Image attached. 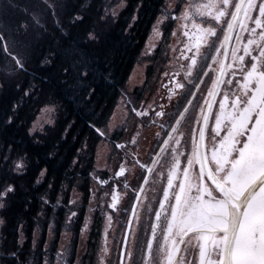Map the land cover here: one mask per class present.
Returning a JSON list of instances; mask_svg holds the SVG:
<instances>
[{"label": "flooded vegetation", "instance_id": "obj_1", "mask_svg": "<svg viewBox=\"0 0 264 264\" xmlns=\"http://www.w3.org/2000/svg\"><path fill=\"white\" fill-rule=\"evenodd\" d=\"M160 1L154 16L162 13L167 3L174 2V8L180 3V0ZM243 1L189 0L185 7L190 20L183 14L174 21L177 25H162L167 27L165 32L175 30V34H185V41L159 44L156 52H152L158 59L144 61L147 74L138 80L134 79L133 65L125 87L118 91V98L110 108L111 115L118 113V126L111 136L101 129L107 119L102 120L101 128L90 125L100 142L106 144L103 147L105 152L107 149L108 161L93 167L87 175L81 172L80 186L72 184L73 187L57 190L50 185L33 188L35 204L43 205L33 206L24 222L26 228L23 223L9 226L0 217L4 221L0 226L3 233H0V264H120L127 232L130 239L136 218L144 214L142 221L148 222L150 207L161 200L164 201L159 204L161 214L170 213V207L173 214L183 182L189 180L188 176L193 179L191 172L198 169L199 163L205 172L202 129L212 97L205 126L207 159L214 176L232 195L241 190L256 166L238 169L228 163L230 134L244 116L240 106L245 97L241 78L247 80L244 61L251 57L264 64V0H246L217 89L216 82ZM122 13L113 11L112 17ZM152 24L153 21L147 33ZM205 25L209 26L207 32ZM258 79L252 95L264 103V76ZM123 98H127L126 102ZM121 113L126 117L120 122ZM135 129L139 130L137 136L133 134ZM260 167L264 170V162ZM155 170L164 184L158 193L151 180ZM175 170L178 182L173 187L170 172ZM41 173L47 176L48 171ZM86 178L89 185L82 186ZM2 191L5 194L0 201L6 202L10 191L7 188ZM222 204H228L224 197ZM89 205L91 214H86ZM167 237L165 231V240Z\"/></svg>", "mask_w": 264, "mask_h": 264}, {"label": "trees", "instance_id": "obj_2", "mask_svg": "<svg viewBox=\"0 0 264 264\" xmlns=\"http://www.w3.org/2000/svg\"><path fill=\"white\" fill-rule=\"evenodd\" d=\"M17 1L22 10L6 14L0 0L1 19L10 26L0 20V193L13 189L0 201L6 205L0 216L26 228L33 206L43 205L35 204L33 188L57 190L81 178L74 151L98 139L90 125L111 115L161 1L120 0L127 9L115 24L108 1ZM47 105L56 108L55 125L33 132Z\"/></svg>", "mask_w": 264, "mask_h": 264}, {"label": "rangeland", "instance_id": "obj_3", "mask_svg": "<svg viewBox=\"0 0 264 264\" xmlns=\"http://www.w3.org/2000/svg\"><path fill=\"white\" fill-rule=\"evenodd\" d=\"M103 1H108L110 3L108 9L110 7L114 8V11L127 9V2H123L125 5H120L117 4L120 2V0ZM18 2L19 1L17 0H2L4 7H1V11L8 14L7 11L10 8L22 10V3ZM174 5V2L167 3L166 6H164V11L158 14L156 18L151 20L153 21V28L150 29L149 33H147L146 37L144 38V42L142 43V47L140 49V58L137 59L133 64L135 65V69L133 71L135 80H138L140 76H145L147 74V67H145V63L148 61H146V59H158L155 54L152 55V52H156L157 48H159V44L161 45L164 42L167 44H176L185 41V34L179 35L175 34V30L174 32H165L164 30L165 28L167 30L166 25L174 23V21L171 19L164 20L165 16H171V9L174 8ZM182 6L184 7H181L178 18H182V15L184 14L183 9L185 8V5ZM119 16L120 15H116L115 20H111V22L114 24L117 23ZM2 17H4L3 13L0 14L2 25H7L8 23L2 21ZM105 17L102 16L101 19L104 21ZM190 18L191 16H189V20ZM162 20L165 22L161 23L160 21ZM165 23L166 25L163 27L162 25ZM192 23L194 22L192 21ZM192 23L188 22L190 25ZM174 25H177V23H174ZM205 26L207 32L209 26ZM156 29L162 31L163 35H159ZM177 32H179V30H177ZM207 37L208 35L206 34L204 40L205 42ZM5 45V49L10 52V54L14 53L8 46L7 42H5ZM16 46H21L20 41L16 42ZM22 48L27 49L25 45H23ZM168 48L169 46H167L165 50L168 51ZM14 62L17 63V61ZM126 100L127 98H123V102H126ZM47 107L54 108L55 113L57 112L53 105H47ZM125 117L121 113L119 121H123ZM49 118V111L47 109H42L40 115L36 119L33 132H40L41 129H44L47 125L45 122ZM100 118L101 117H99L97 120V125L99 127L101 124H103V121ZM94 125L96 124L94 123ZM117 126L118 113H115L110 115L106 120V124L100 128L106 135L111 136V133H113L112 131L117 129ZM138 133L139 130L135 129L133 134L134 136H137ZM93 144L94 145L88 146L86 141L84 146H82L83 148L80 146L74 151L75 156L73 158V164L76 166L75 168L77 170L82 167V171L86 172V175L87 172L91 171L93 167H97L100 164L102 165L104 162L108 161L107 149L105 152V148L103 147V145L105 146L106 144L103 141L100 142L99 139L97 141L96 138L94 139ZM100 151H103L102 154ZM201 167L202 164L199 163L198 169L191 172L193 179L190 180L188 176L187 178L189 180H186L187 182H183L179 199L176 201V205L174 204L173 214H171V207L170 213L168 212L166 214L165 211H162L161 214V207L159 204L164 202L161 200L159 203L155 201V204L153 203V205L150 207V209L153 211L151 210L152 213L150 211V218L148 222L142 221L146 216L144 214H141L138 219L136 218V222H134L133 235L128 246V251L130 253L127 259V264H170L171 258H174L173 246L179 247L180 242H183L185 247V251L182 253L184 264H188L189 261H192V264H195V261L192 260V256L197 251L198 241L200 239L203 240V243L199 244V247L202 249L207 244L208 236H189L190 233H211L214 234L213 239L218 244H223L225 240V230L229 227L231 222L229 215V204H222V197L220 194H218L215 189L211 187L205 181V179H203L204 170ZM173 171L170 172V179L172 186L175 187L177 185L178 179L176 177L177 171L175 170V173H173ZM157 177L158 171L155 170L151 180L153 182V188H155L156 192L158 193L163 189L164 184ZM81 180L82 179L80 178H74L71 185L67 186L73 187L72 184L74 187L80 186ZM84 181L85 180L82 181V186H88L89 181L87 178L86 184H83ZM67 186H65V188H68ZM192 188L193 191L190 192V189ZM168 201L166 202L167 205L170 204ZM2 207L5 209L6 205H0L1 213L4 212ZM87 207L86 214H91L89 211L90 205ZM164 208L167 210V206H164ZM150 230L152 233L155 231V237H151ZM165 231H167L168 234L167 240H165ZM256 231H260L262 234H264V196L259 198V202L255 207L252 208L248 220L242 225L239 240L237 242L236 248L233 250L234 264H264V239L259 242L254 240L252 234ZM0 233L3 234L2 229H0Z\"/></svg>", "mask_w": 264, "mask_h": 264}, {"label": "snow or ice", "instance_id": "obj_4", "mask_svg": "<svg viewBox=\"0 0 264 264\" xmlns=\"http://www.w3.org/2000/svg\"><path fill=\"white\" fill-rule=\"evenodd\" d=\"M188 2L189 0H180V3L171 9V16H165L164 20L175 21L180 15L182 5H188ZM188 15V9L185 7V18ZM77 19H82V17H77ZM156 31L159 35H163L159 29ZM250 60L251 57L244 61L247 80L241 78L245 97L240 106L244 111V116L240 118V122L230 134L231 150L228 163L234 164L238 169L255 165L256 171L238 193L230 196L229 215L231 222L225 230L223 244H218L213 239L214 234L211 233L189 234V236H208L207 244L202 249L199 244H202L203 240L198 241L197 251L192 256L195 264H234L233 250L239 240L242 225L248 220L252 208L258 204L259 198L264 196V170H261L260 167L264 162V103L258 102L252 95L253 91L256 90L257 83L260 82L258 78L264 76V64H261L258 59L251 60V63ZM65 74H67V69H65ZM83 74L87 75L86 72ZM238 103L240 102L238 101ZM157 115H161V113H157ZM12 190V187L9 186L8 191ZM0 195L3 194L0 193ZM252 236L257 242L264 239V234L260 231L254 232ZM173 251L174 258H171L170 264H184L182 253L185 251V247L183 242H180L179 247L173 246ZM121 264H123V260ZM188 264H192V261H189Z\"/></svg>", "mask_w": 264, "mask_h": 264}, {"label": "water", "instance_id": "obj_5", "mask_svg": "<svg viewBox=\"0 0 264 264\" xmlns=\"http://www.w3.org/2000/svg\"><path fill=\"white\" fill-rule=\"evenodd\" d=\"M245 2L246 0L243 1L237 15H236V18H235V21H234V24H233V27H232V30H231V34H230V39H229V43H228V46H227V49H226V53H225V57H224V60H223V64H222V67H221V71L219 73V76H218V81H217V84H216V89L218 88L219 84H220V81H221V77H222V73H223V70H224V67L226 65V62H227V59H228V54H229V51H230V43H231V39L233 37V34H234V31H235V28H236V24H237V21H238V18L240 16V13L242 11V8L244 7L245 5ZM213 99L214 97H212L211 99V102H210V105H209V109H208V112L205 116V119H204V124H203V129H202V152H203V158H204V165H205V171H206V175L208 177V179L210 180V182L218 189V191H220L224 197L226 198V200L230 203V192L228 191V189L220 182H218L216 180V178L214 177L213 173H212V170L209 166V163H208V160H207V156H206V148H205V126H206V122H207V117L209 115V111H210V107L212 105V102H213ZM128 237V235H127ZM127 241V239H126ZM126 245V244H125ZM125 249H126V246H124V250H123V259H124V254H125ZM122 259V260H123Z\"/></svg>", "mask_w": 264, "mask_h": 264}, {"label": "clouds", "instance_id": "obj_6", "mask_svg": "<svg viewBox=\"0 0 264 264\" xmlns=\"http://www.w3.org/2000/svg\"><path fill=\"white\" fill-rule=\"evenodd\" d=\"M49 63H51V61H49ZM43 109H47L49 111V113H50V118L45 123L47 125L54 126L55 123H56V113H55V109L54 108L47 107V106H45ZM41 175H43V174H41ZM3 224H4L3 219H0V226H2Z\"/></svg>", "mask_w": 264, "mask_h": 264}]
</instances>
